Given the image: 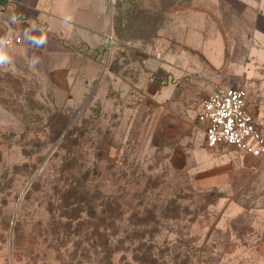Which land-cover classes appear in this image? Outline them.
<instances>
[{"label": "rangeland", "instance_id": "374dc122", "mask_svg": "<svg viewBox=\"0 0 264 264\" xmlns=\"http://www.w3.org/2000/svg\"><path fill=\"white\" fill-rule=\"evenodd\" d=\"M106 4L104 48L55 60L0 13V264H264L261 161L207 148L158 78L177 49L256 111L264 0Z\"/></svg>", "mask_w": 264, "mask_h": 264}, {"label": "crops", "instance_id": "0c3cea01", "mask_svg": "<svg viewBox=\"0 0 264 264\" xmlns=\"http://www.w3.org/2000/svg\"><path fill=\"white\" fill-rule=\"evenodd\" d=\"M106 12V0H0V13L13 21L17 33L21 34V47L46 52V57L54 60L57 56L67 57L66 53H71L72 48L75 52L84 48L89 52L101 51L110 28ZM53 48L57 49L50 51ZM261 52L264 56V50ZM184 57L177 49L165 53L162 74L158 78L167 79L168 84L161 95L167 96L169 101L171 93H175L179 104L185 103L187 96L201 99L202 103L217 86L212 87L213 82L208 78L195 77V70L183 65ZM51 66L48 70L55 72L56 65ZM188 69L193 74H189ZM256 91L257 109L254 111L253 106H247V111L256 128L264 134V83H258ZM248 165L253 172L264 175V162ZM255 215L258 220H264V208Z\"/></svg>", "mask_w": 264, "mask_h": 264}, {"label": "built area", "instance_id": "2783aa9c", "mask_svg": "<svg viewBox=\"0 0 264 264\" xmlns=\"http://www.w3.org/2000/svg\"><path fill=\"white\" fill-rule=\"evenodd\" d=\"M20 39H6L5 46H16ZM197 122L205 123L204 144L232 147L242 154L264 162V134L256 128L247 111V93L234 86H219L201 104Z\"/></svg>", "mask_w": 264, "mask_h": 264}, {"label": "clouds", "instance_id": "9594fccd", "mask_svg": "<svg viewBox=\"0 0 264 264\" xmlns=\"http://www.w3.org/2000/svg\"><path fill=\"white\" fill-rule=\"evenodd\" d=\"M4 59V57L0 56V60Z\"/></svg>", "mask_w": 264, "mask_h": 264}]
</instances>
